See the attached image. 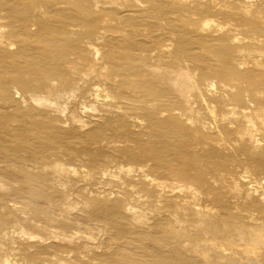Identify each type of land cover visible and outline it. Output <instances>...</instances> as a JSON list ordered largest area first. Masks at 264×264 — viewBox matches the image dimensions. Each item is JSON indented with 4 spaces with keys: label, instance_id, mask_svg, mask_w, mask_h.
<instances>
[{
    "label": "bare ground",
    "instance_id": "1",
    "mask_svg": "<svg viewBox=\"0 0 264 264\" xmlns=\"http://www.w3.org/2000/svg\"><path fill=\"white\" fill-rule=\"evenodd\" d=\"M63 2L0 0V129L21 132L25 145L10 150L0 138V175L21 179L11 185L0 178V264H40L25 255L41 244L17 240L19 228L20 236L46 239L26 225L17 229L8 201L26 200L54 222L40 202L60 201L70 175L86 188L112 177L139 186L92 195L89 207L107 220L124 211L125 231L136 237L128 241L148 237L163 252L161 264H264V0ZM150 18V31L127 29L150 27ZM80 25L95 37L77 38ZM134 34L152 40L135 60L109 46ZM25 50L36 55L27 62L36 78L19 66ZM21 116L27 120H16ZM66 128L77 130L48 134ZM74 139L94 143L104 158L83 152L86 171L78 172ZM18 210L39 221L24 205ZM65 225L55 226L58 234Z\"/></svg>",
    "mask_w": 264,
    "mask_h": 264
},
{
    "label": "rangeland",
    "instance_id": "2",
    "mask_svg": "<svg viewBox=\"0 0 264 264\" xmlns=\"http://www.w3.org/2000/svg\"><path fill=\"white\" fill-rule=\"evenodd\" d=\"M57 1L64 3L63 2L64 0H57ZM149 14L150 13L143 15L144 18H147L146 16H148ZM31 17L32 16L29 15V18ZM143 22L144 21H142V23ZM144 24L146 25L151 24V25L150 27H146V26L139 25V24L135 25L134 27L127 25V29L133 30V31L145 29V30L150 31V29L154 28V26H152L153 25L152 18L146 20ZM81 26L82 25L77 27L76 31L81 33V35L76 36L77 38L82 40L83 35L94 36L95 30L93 29L86 30L84 28H81ZM40 35L38 34L37 36H40ZM126 38L127 39H124V38L122 40L120 39L119 41L118 39H114L112 40V43L109 44V46H112V48L118 51L120 50L122 52L121 56H124L125 53H129L134 60L136 57H138V55H140L142 48H147L152 43L151 38L146 37L142 34H134ZM83 40L85 39L83 38ZM106 46H108V44H105L103 48L106 49L107 48ZM25 51L26 52L24 53V55H20L16 57L17 59L21 60V63L19 64V66L22 67V72L27 71V74H25L24 76L27 75L31 78H36L31 73H29L31 71L28 72L27 70L28 68L27 62H36L37 61L36 55L34 51L32 50H25ZM14 63L16 64V62ZM68 105H69V109L71 110L73 103H69ZM89 113L90 112L87 111V114ZM16 120H18L19 122H21V120L26 121L27 116L17 117ZM35 129L37 133L41 132L39 129L37 128ZM76 130L77 129L75 128L74 129L66 128V129H60L58 133L56 134H52L48 132L47 133L50 136L70 137L75 134ZM0 138H3L4 141L6 140L7 142L6 146L5 144L3 145L4 147L10 148V150H22L23 151V147L25 145L22 140L21 132H19L17 136H12V134L10 136L9 133L4 132L2 129H0ZM69 145L73 149H76L74 156L75 154H78L76 155L77 157L80 155L82 156L80 158L78 157L79 159L76 160L74 163L75 164L74 167H77L78 172L83 173L84 171H86L85 167H84L85 169L84 168L82 170L80 169V166L83 167L82 166L83 161L81 160L86 157V156H83V152L86 153L88 156H91V155L93 156L94 154H96L97 159L104 158L102 157L100 153H96L94 151V143H90V145H86V144H83L82 139H79V140L74 139L71 143H69ZM3 146L0 145L1 154H3L4 152L3 150L5 149ZM81 148H85V151L81 150ZM0 160L4 161L5 159L0 157ZM3 166H5L4 163H3ZM111 170L114 173H117V171H119L120 172L119 174L121 176L123 175L124 177L127 176L129 178H131L135 174V172L133 171H130V172L127 170L121 171L118 168H113ZM70 176L71 177H70L69 182L68 183L66 182V184H64L62 188L60 189L62 192L61 193L62 197L60 198V201L58 200L57 203L55 202L49 203V201L47 200L40 202L41 206L47 208L48 212L53 214L55 217H58L56 221L48 222L49 224H51V226L48 223H46L47 220L44 221L43 219H41L40 215L38 216L37 213L34 212L35 210L32 208V206L30 205L27 206L28 203L26 202V200H22V203H23L22 205H24L26 209L25 212L29 215V217L38 218L39 219L38 222L31 220L32 218L30 219V218L23 217V215L22 216L20 215L22 213L20 210H18V208L20 209L22 205L19 204L18 200L16 201L15 199H13L11 201H8V208L12 210V214H11L12 217L14 215L16 216V219L15 217L14 219L15 221L17 220L15 222L17 229L20 227V225H26L28 226L27 232H30V233L43 232L44 234H46L45 240H39V239H36L35 237L20 236L21 231L17 232L18 230H20V228L14 231L15 235L14 234L13 235L20 242H29V243L35 242L36 243L38 241V244H41L42 246L36 251V255L35 254L31 255V254L26 253L25 256H27L26 258L27 260L34 259L37 263H40V264H42L46 259L53 260L56 258H64L68 260L69 262H71L72 264H161L162 261L160 260L163 259L161 258V255L163 254V252L160 251L159 249H155L152 243L150 244L148 237L145 236V239H142L141 244L134 243V241L133 242L128 241L130 238L133 240L136 237L135 235H132V234L129 235L125 231L127 230L125 228V225H126L125 223L128 222L129 218L125 217L126 214L124 213V211L121 210V212L118 213V215L116 214L108 215V220H107L106 216H103L102 214L94 213L89 207L88 200H90L92 195L101 196L104 193L107 194L110 192L114 194L115 191L117 190L123 191V189L128 190V191H131V189L139 191L140 189L139 186L135 185L133 188L130 187L129 189V186L127 183L119 182L117 181L116 178L112 177V182L102 183V185L95 184L91 188L89 187L86 188V186L84 185V182L81 179L79 180L77 175L75 176L70 175ZM0 178L2 179V182L10 183L11 185L12 183L17 184L18 181L21 180L15 175H13L12 178H9V177L7 178L6 176L0 175ZM29 178L31 177H25L22 179V181L29 180ZM64 186L65 188H63ZM32 187L33 189H36L37 185H34ZM90 192L92 194H90ZM16 204H19V205H16ZM150 205H152L151 207L153 208H155L156 206L155 204H150ZM141 207L145 208L146 205L145 206L141 205ZM15 209L18 210L20 214ZM234 211L244 213V211H241L240 209H234ZM0 218H1V215H0ZM79 222H81L80 225L78 224ZM60 223H68V225H65V226H68L67 227L68 230L66 232L68 231L70 232L69 233L65 232L64 236L58 234L59 230L55 227ZM45 224H47V226H45ZM86 224L88 227L84 226ZM30 225L35 226V227L31 228ZM49 226L51 228L54 227L56 229L54 228L51 229ZM77 226L81 228L77 229L78 228ZM41 228L44 229L45 231H42V230L39 231V229ZM46 230L49 232H46ZM83 230L85 232H83ZM141 230L143 231H141L138 234L139 237L141 234H144L147 231V229H141ZM132 231L136 232V231H139V229L136 228V230L133 229ZM72 233H76V235L75 236L74 234L71 235ZM124 241L126 242V244L122 245ZM51 244L53 246H51ZM82 253H83V256L81 255ZM101 253H109V254L99 256L98 259H95L96 255L101 254ZM113 253H115L116 255ZM55 255H58V256H55ZM15 256H17L20 259L19 255H15ZM109 259L113 262L106 263L105 260H109ZM19 264H23V263L20 262ZM45 264H51V263L46 262Z\"/></svg>",
    "mask_w": 264,
    "mask_h": 264
}]
</instances>
